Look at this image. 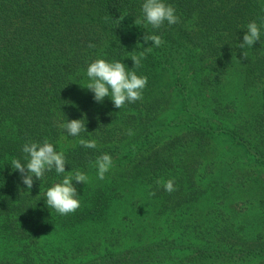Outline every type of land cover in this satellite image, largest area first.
I'll return each mask as SVG.
<instances>
[{"label":"trees","instance_id":"trees-1","mask_svg":"<svg viewBox=\"0 0 264 264\" xmlns=\"http://www.w3.org/2000/svg\"><path fill=\"white\" fill-rule=\"evenodd\" d=\"M143 2L0 0V264H264V0H164L179 23L159 29ZM250 21L260 40L239 48ZM97 58L146 76L142 99L95 101L83 86ZM71 119L86 132L69 135ZM45 137L69 140L66 173L89 177L72 181L80 207L67 215L45 196L64 174L28 189L11 167ZM169 179L172 192L157 184Z\"/></svg>","mask_w":264,"mask_h":264},{"label":"clouds","instance_id":"clouds-1","mask_svg":"<svg viewBox=\"0 0 264 264\" xmlns=\"http://www.w3.org/2000/svg\"><path fill=\"white\" fill-rule=\"evenodd\" d=\"M141 9L144 20L154 29H159L165 21L168 25L179 23V17L175 14V7L171 4H166L164 0H144ZM134 23L140 25L141 21L136 18ZM143 39L145 41L150 40L151 46L155 47H159L164 43L161 36L156 34L147 33ZM257 40H260V26L255 21H250L243 35V42L238 44V47L242 49L245 46L251 47ZM151 46L130 56L133 61L131 69L142 66L141 60L145 57V51L151 52ZM88 47H95V45L90 43ZM243 56L248 57L247 52L244 51ZM86 74L89 82L83 87L94 93V100L102 102L105 97H110L114 106L118 109L124 107L126 103H134L137 100H141L143 89L147 85L146 76L137 75L136 71L129 70L119 59L109 62L106 59L97 58L88 64ZM60 126L65 128L71 136H78L82 131L86 132L85 122H82L81 119L67 120L66 123ZM128 134L132 135L133 133L128 130ZM77 143L86 148L97 147L95 140L80 139ZM22 151L27 154L25 157L27 162L21 163L19 159L13 158L11 167L22 174V181L27 188L31 189L33 186V177L40 180L46 171L54 168L58 175H64L61 180L54 182L51 187L47 188L45 192L46 205L60 215L75 212L80 207V200L72 181L86 183L89 177L79 169L66 173V158L63 150L57 151L47 137L43 138L42 143L26 142L22 146ZM89 163L92 164L91 161ZM112 166L113 161L109 154L104 153L98 156L94 163V167L97 169V178L104 180L105 173ZM161 183L165 191L172 192L175 190L172 179L157 181V184ZM150 195H154V193H150Z\"/></svg>","mask_w":264,"mask_h":264},{"label":"rangeland","instance_id":"rangeland-1","mask_svg":"<svg viewBox=\"0 0 264 264\" xmlns=\"http://www.w3.org/2000/svg\"><path fill=\"white\" fill-rule=\"evenodd\" d=\"M71 142L69 140H61L59 142L54 143V147L57 151H60L61 149H64L66 146L70 145Z\"/></svg>","mask_w":264,"mask_h":264}]
</instances>
